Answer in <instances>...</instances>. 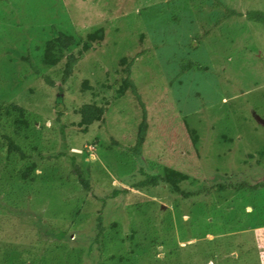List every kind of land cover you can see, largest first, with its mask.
<instances>
[{
  "label": "rangeland",
  "instance_id": "rangeland-1",
  "mask_svg": "<svg viewBox=\"0 0 264 264\" xmlns=\"http://www.w3.org/2000/svg\"><path fill=\"white\" fill-rule=\"evenodd\" d=\"M223 6L245 13L264 10V0H0L3 122L32 159L43 155L34 171L65 179L72 155L88 166L90 188L73 191L60 178L49 177L53 184L47 185L24 179L21 171L31 159L6 156L0 146V197L7 204L13 199L9 191L18 195L8 209L0 205V243L22 250V261L11 264H264V187L185 199L164 184L131 188L144 177L140 166L152 173L162 164L156 144L139 156L126 152L140 120L131 93L110 104L105 121L85 133L75 124L73 106L102 102L105 86L117 77L112 73L105 80V72L119 57L134 56L131 76L153 110L149 129L157 123L155 103L166 95L199 134L200 156L189 175L202 173L207 183L184 181L181 189L200 190L229 176L250 183L264 177V159L251 165L264 144V28L243 14L224 18ZM53 26L76 36L98 27L105 31L104 42L93 45L64 83L60 63L41 62ZM187 62L190 67L181 72ZM45 74L54 85L45 83ZM85 77L98 80L95 94L81 90ZM57 116L65 135L53 122ZM59 149L66 156L54 155ZM115 186L130 190L111 197ZM97 217L105 229L95 240Z\"/></svg>",
  "mask_w": 264,
  "mask_h": 264
},
{
  "label": "trees",
  "instance_id": "trees-1",
  "mask_svg": "<svg viewBox=\"0 0 264 264\" xmlns=\"http://www.w3.org/2000/svg\"><path fill=\"white\" fill-rule=\"evenodd\" d=\"M223 8L225 11L224 18L230 16H236V15L241 16L243 14L248 21L258 23L264 28V10L247 9L245 13H240L228 6H223ZM53 28L54 31L52 36H50L45 40L43 48L41 50L42 51L41 62L43 65L45 64L46 66H52L60 63L62 68L60 81L64 83L69 79L70 76L73 75L76 69H79L78 67L79 63L85 57V55L89 51H91L93 45L96 44L97 42H101V43L104 42L105 31L103 27H98L91 31H88L84 35L76 36L74 34H70L62 30H58L55 26H53ZM23 59L30 63L34 72H38V69L35 67V64L33 63L29 55H26L25 57H23ZM134 59H135L134 56H127V55L121 56L117 59L116 66L112 68V71L110 73L109 71L105 72V78H106L105 80H108L109 76L111 79L112 73L117 74V77H114L112 79V82L110 81L105 86V88L109 89V91L106 90L108 91L107 96L105 95L102 102L101 101L97 102L95 100H92L88 102L87 101L82 102L78 106L75 105L73 106V109L78 114V118H79L78 121L75 122V124L77 127L81 128L82 132L85 133L86 131H88V128L93 123L96 122L103 123L105 121V114L108 111L110 104H112L118 99L123 98L128 93H131L134 96L138 105L137 114L140 120L135 129L134 145L130 147L128 151L126 150V152L130 153L132 156H139L144 152V147L146 146L150 147L152 146L151 144H156L157 149L159 151L155 153L159 163L162 164L160 165L161 166L160 170L154 171L152 173L147 172L143 168V166H140L139 171L141 172V174L144 175V177L132 181L130 185L131 188L147 189V188H155L160 184H164L173 192L182 194L181 199L183 198L185 199L196 195H197L196 198L200 196H205L207 194L210 195L211 192H214L216 195L221 194L222 196H224L225 194H223V192L226 189H233L234 191H240L244 188L252 190V189H257L259 187H264V177L258 179L256 182L250 183L249 181L246 180L233 182L231 181V177L229 176L228 180L213 181L212 184L210 183V186H203L200 190H195V189L193 190L192 188L186 190L181 189L180 184L184 181H188L191 186L196 182L200 183L201 180L203 182H206L205 177L203 176L202 173H199V176L197 177L196 175L194 176L189 175L190 172L194 173V171L196 170V169L193 170V167L194 165H197L195 162L196 160H198L200 156L199 147H197L196 144L199 139V134L195 128L190 126L188 120L185 117L178 116V114L175 112L173 103L169 101H168L169 103H167L165 101L167 97L166 95H160V98L155 103L154 111L156 113L157 123L155 125L154 131L149 129V118L150 115H152L153 110L150 112L147 109L146 107L147 103L146 101L142 100L140 93L131 76ZM189 63L190 62H187L185 65H181V72L190 67ZM94 78L93 77L83 78V80L81 81V90H89L91 93L92 92L94 93L93 88L95 86V83H97L98 81L97 79ZM43 79L46 84L51 86L54 85L52 79H50V77L47 76L46 74L43 75ZM104 84L105 83H103V85ZM56 112H61V111L56 110ZM53 120L55 124L58 125L60 124L61 128H63L61 130V133L65 135L67 133L66 131L67 129L63 123H60L59 116L55 117ZM55 124L54 126L50 124L51 127L53 126L52 127L53 129L57 127L55 126ZM150 132H153L154 134L153 139L149 138ZM151 140H153V142H150ZM162 142L166 146L164 147L165 149L162 148L161 145ZM0 146L5 147L3 151L5 152L6 156L14 152L16 155H18V157L22 158L23 160L31 159L30 164L21 171V177L24 179L27 177H29V179L32 181L38 179L43 185L44 184L47 185V184H53V180H51L50 178L59 180L60 178L59 176L64 175V174L58 175L57 173L54 174L46 173L45 170L43 174L41 173V171L39 173H37L38 171L37 172L34 171L35 168H39V163L37 159H39L43 155H40L39 157L32 159L31 154L28 151H26L19 143H17L13 139V137H11L10 133L8 132L3 122L1 113H0ZM66 152L67 151L59 149L57 153L54 155L66 156ZM254 153L257 154L258 158H256L255 162L253 164L251 163V165H262V159H264V144H262L261 147L256 149ZM254 153H247V157L249 159L253 158ZM148 154L150 155L151 152H149ZM69 160H70V165H69L70 169L66 172L65 175L66 178L62 179L63 178L62 177L60 179L64 183L67 182L70 186H72L71 190L73 191L79 189L80 188L79 185H82L83 187H85V189H88L89 188V178L87 174L88 166L82 167L81 165L84 159L82 161H78L77 158L70 155ZM57 169H58L57 167L54 168V172L55 170L57 171ZM31 173L32 175L30 176ZM27 186L28 185H25L24 188ZM129 190L130 189L128 187L115 186L112 187V192L110 196L113 197L118 194H125ZM9 194L10 196H13V199L12 197H9L8 199L10 200L8 201L6 199V202L10 206H12L14 203H16L15 196L17 195V192L15 190L13 191L11 190L9 191ZM106 196L107 195H103V197H100L103 203L106 202L105 201ZM76 199L80 202H82L83 200L81 198V195ZM1 204L4 205L2 207L8 209L7 204H4L2 202V198L0 197V205ZM6 216L7 215L4 214V212H2V217L7 219L8 216L7 217ZM9 219L10 218H8V222ZM13 224L16 223L13 222V223H9L8 225L13 226ZM58 227L50 226V228L53 231L54 229L57 230ZM62 229L65 232L67 228L64 227ZM104 229L105 227L102 224L101 218L97 217L95 240H97L98 237L103 234ZM1 244L2 243H0V264H11L13 263V261L16 262L22 261L20 257V255L22 254V250L20 249L17 250V248H11L7 245L4 246ZM132 245H133L131 249L132 251L130 253L131 254L133 253L132 254L133 258L137 259L138 248L134 244ZM135 253L137 254L135 255Z\"/></svg>",
  "mask_w": 264,
  "mask_h": 264
}]
</instances>
